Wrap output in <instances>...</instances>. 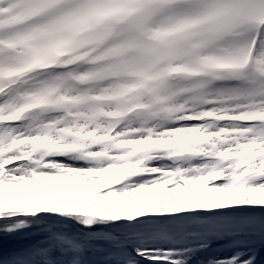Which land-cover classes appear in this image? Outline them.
I'll list each match as a JSON object with an SVG mask.
<instances>
[{"label":"snow or ice","instance_id":"snow-or-ice-1","mask_svg":"<svg viewBox=\"0 0 264 264\" xmlns=\"http://www.w3.org/2000/svg\"><path fill=\"white\" fill-rule=\"evenodd\" d=\"M0 264H264V0H0Z\"/></svg>","mask_w":264,"mask_h":264}]
</instances>
